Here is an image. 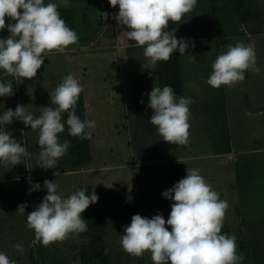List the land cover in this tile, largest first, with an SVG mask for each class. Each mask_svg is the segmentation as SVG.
Listing matches in <instances>:
<instances>
[{
	"label": "rangeland",
	"instance_id": "obj_1",
	"mask_svg": "<svg viewBox=\"0 0 264 264\" xmlns=\"http://www.w3.org/2000/svg\"><path fill=\"white\" fill-rule=\"evenodd\" d=\"M45 2L47 3L49 0H45ZM52 2H56V0H52ZM99 4L100 7L94 0H71L68 8L72 10L74 16V28L78 34V43L68 46L62 53L56 50L47 53V58L38 73L39 77L45 79L47 84L54 86L58 80L64 79L69 71L83 85L89 105L88 119L94 120L97 125L93 130L92 138L93 163L94 166H102V170L90 174L71 171L79 168L70 166L68 150L56 168L42 169L38 167L37 163L41 150V146L38 144L39 136L35 137L29 129L25 132L27 140L12 133L13 138L17 139L32 154L25 158L24 162L12 167L10 164H0V252H4L10 259H14L16 264H81L79 248L86 238L81 237L79 233L69 234L61 247H57V241L50 243L48 248L45 247L46 252L42 263H37L30 254L31 248L34 247L36 250L35 245L40 241L36 239L34 230L27 227V214L47 194V190L43 187L45 180H56L59 191L64 196L73 193L74 185L94 182L95 187L97 186L96 191L99 199L96 205H92L88 209L99 213L104 221L103 238L106 250L109 252L110 264H154L150 252H145L142 256H133L127 253L121 246V235L124 234V227L130 224L131 217L135 214L151 218L157 213H162L167 220L171 211L172 201L162 196L155 199L152 192L154 185H160L161 193L167 190L166 175H164V182H159V178L162 179V174L157 172L159 176L155 177L148 171L150 167L158 169L161 165L136 167L134 163L138 161L132 162L133 153L130 149L133 152L136 151L138 141L133 138V142L129 144L127 140V124L134 126L136 116L142 114L146 120L143 119V122L146 125L151 124L147 116L153 114V111L147 109L149 99L144 94L150 93L155 87L156 65L148 64L147 58L143 55V47L137 46L135 41L129 40L124 32L127 30L126 26H118L112 18L118 13V6L113 8L109 4V0H99ZM59 7L65 6L61 4ZM105 13L108 16L104 19L103 14ZM7 23H9L8 18H6ZM179 26L185 38L192 39L189 42L190 52H195L198 55L196 58L203 56L201 63L193 61L190 53L187 52L186 57H180L181 72L183 74L186 72L187 79L189 67L194 69L196 65L199 67L208 66L212 72V64L219 54L227 51L229 46L243 42L254 47L257 66L260 68V72L257 74L264 83V0H198L193 11L185 14ZM8 35L10 33L7 29L0 32V37ZM192 42H194V47ZM192 52L191 54L194 55ZM211 72L209 73L208 70V77ZM246 72L249 74V78L253 79V70L249 69ZM27 81L28 79H24L20 82L22 88L26 87ZM204 83L202 82L199 88L206 87L210 93L202 97L210 95L212 89L211 96L215 98L219 94L215 91L219 88L213 89L208 83L207 85ZM247 86L249 91L248 82ZM239 88V83L231 86L235 92L234 98L240 107L231 105V109L228 111L233 117L229 120L230 126H207L204 135V139L208 138L204 142L205 145L208 144V141L215 143L219 140L221 143L219 144L223 147L228 145L226 130L231 132V154L237 155V158H234L232 163L229 159H223L224 171L219 170L220 165L215 164L216 159L209 158L207 160L211 167L208 173L210 174L209 184L214 190L218 185L225 186L222 199L228 202L229 208L223 225H229L227 231H230L224 234L236 235L238 245L239 241L248 234L245 230L252 224H260L264 230V153L254 156L257 158V170L252 172V182L250 185L247 184L248 188L238 190L237 167L234 161L241 160V147H254L262 142V139L256 138L255 141L251 140L246 145H241V119L239 117H241V106L246 107L247 103L244 97L241 100L243 93L239 92ZM255 96L258 95L255 94ZM5 100L7 105L11 102ZM1 103L3 102L1 101ZM6 108L9 109L10 105ZM29 108L32 110V107ZM152 126L154 125L149 127L153 129ZM195 130L194 143L197 147L205 146L202 145L203 141L197 142L195 139L198 135L196 128ZM189 131L191 132V129ZM132 136L135 137L133 131ZM218 136H220L219 139ZM149 141H152L149 144L150 148L142 151L138 149L136 156H144L143 158L152 162L154 159L162 157L159 148L163 145L161 146L160 135L157 137L155 133H152ZM60 142L62 143L63 140ZM251 152L244 151L242 154L245 153L246 157L250 158L251 155H254V153L250 154ZM121 154L124 155L121 157ZM125 155L126 157L130 156L128 162L131 168L129 169H133L130 176L127 174L117 175L114 170L117 167V164H114L115 161H124L127 159ZM248 162L246 163L249 164L247 167L254 164L251 158ZM102 164H105L106 167ZM123 171L126 173V168ZM56 172H59L60 175H54ZM220 173L221 175H217ZM115 177L117 178L115 179ZM212 177L213 179H211ZM29 181L39 182L41 190L32 191L29 194ZM240 196L241 201L239 200ZM110 198L112 199L110 200ZM24 203L28 205L25 214H18V205ZM238 205H241V214L239 215L236 207ZM112 209L116 213H112ZM235 209L236 211H234ZM111 215L113 216L112 220H109ZM258 221L259 223H252ZM169 230H171L170 227ZM260 235H264V232H261ZM247 240V246H249L251 242H249V238ZM242 241L241 244L246 245ZM17 244L23 246V252L16 250L15 245ZM237 252L243 255L242 248L240 250L239 246Z\"/></svg>",
	"mask_w": 264,
	"mask_h": 264
},
{
	"label": "clouds",
	"instance_id": "obj_2",
	"mask_svg": "<svg viewBox=\"0 0 264 264\" xmlns=\"http://www.w3.org/2000/svg\"><path fill=\"white\" fill-rule=\"evenodd\" d=\"M198 0H109L118 13L112 18L118 26H126L127 38L143 47L148 64L168 61L175 52L186 55L190 38H177L166 30L169 22L180 23L185 14L193 11ZM71 0H0V32L7 29V37H0V70L17 82L36 77L44 64L47 53L64 52L68 46L78 43L77 32L61 17L59 5L68 7ZM104 19L108 14L105 13ZM6 18L9 23L6 24ZM194 47V42H192ZM189 55V54H187ZM195 58L194 56H192ZM260 72L253 46L237 42L219 54L212 64L208 85L220 88L234 86L245 80V72ZM19 78V79H17ZM84 88L80 81L69 74L50 94L51 106L43 107L41 115L17 105L0 114V164L11 167L24 162L32 154L13 138L6 125L13 120L26 128L39 130L41 146L37 163L42 169H54L66 154L70 142L59 140L65 129L63 113L67 112L66 124L71 136L90 139L96 122L81 119L76 105ZM12 81L0 80V97L13 96ZM148 96V108L153 110L150 123L163 141L185 145L190 136V105L192 97H177L170 85L153 87ZM143 102V101H141ZM54 175H60L59 172ZM29 194L40 191L39 182L29 181ZM47 194L27 214V227L34 230L36 239L44 246L62 241L71 233H83L88 225L84 211L95 204L99 197L93 190L74 191L64 196L55 181L45 180ZM162 197L172 201L171 211L165 220L162 213L151 218L135 214L124 227L121 246L133 256L151 253L154 264H243L245 257L237 252L236 235L222 234L221 230L229 208L226 200L206 181L198 168H187L186 175ZM27 204L18 205V214H25ZM169 227L171 230H169ZM18 252L23 246L15 245ZM0 264H16L4 252H0Z\"/></svg>",
	"mask_w": 264,
	"mask_h": 264
},
{
	"label": "crops",
	"instance_id": "obj_3",
	"mask_svg": "<svg viewBox=\"0 0 264 264\" xmlns=\"http://www.w3.org/2000/svg\"><path fill=\"white\" fill-rule=\"evenodd\" d=\"M172 32H174L175 36L178 39L181 37L185 38L184 34L181 32L179 23H177V27L174 30H172ZM189 36H192V35H189ZM190 50L191 48L188 47L186 52L190 53L191 58H193L192 56L195 57L193 58V61H196L197 63H201L202 62L201 59L203 58V56L200 58H196L198 55L195 52L191 51L194 54L192 55ZM178 55H179V66H180V74H181V96L192 97L194 99V103L190 105V119H189L190 129H191L190 136H189L190 143H187L184 149H177V150L167 149L164 145L163 137L160 136L161 146L163 145V147L159 148V151L162 155L161 158L154 159L152 162H150L149 159L143 158L144 156H141V155L136 156V154L138 153L137 151L138 149H140L139 151H142L144 149L150 148L149 144H151L152 141H149V140L151 139L152 133H155L157 137L159 136L156 130V127L152 126L153 127L152 129L149 127L152 124H148L149 126L146 125L143 122V119H144L143 115L140 114L139 116H136V122L134 126L131 124L129 125L127 124V128H126L127 136H128L127 138L128 143L131 144V142H133V138H135V141H138V146L136 148V151L133 152V150L130 149L131 153H133L132 162L134 163L138 161L137 163H134L136 167L138 166L139 167H142V166L149 167L151 165H157V164L161 165L158 169H156L155 167H152V168L150 167L148 169V171L150 173H153V176L155 177L159 176L160 173L162 174V179L158 177L159 182H162V181L164 182L163 180L164 175H166V178H167V165L169 163H183L189 169L190 168L200 169L201 175L204 176L206 181L209 183L210 174L208 173L211 167L209 166V162L207 159L209 158L216 159L215 164L220 165L219 170L224 171L223 169L224 165H222L224 163L223 159H227V160L229 159L231 160V163H232L234 158H237V155L231 154L232 152L230 148L232 147V144H231V132L229 130H226V136L228 140L227 146L222 147L220 145L221 143L219 140L215 143L214 142L210 143L208 141V144L205 145L204 142L207 141L208 139L207 137L204 139V135L207 131L206 127L207 126L218 127L219 125L230 126L229 120H231V118L233 117L228 113V111L231 109V105H236L238 108L240 107V105L234 98L233 94L235 92L233 89H231V86L222 85L219 88V90L221 89L220 91L219 90L215 91V93L219 92V94L215 98L213 97L214 99L211 96L212 94L211 88H210L211 94L206 97H202V96L207 95V93H210L209 89H206V87L202 89L199 87L202 84V82H205L204 84L207 85V79L209 78L207 74H208V70H209V73L211 72V69H208V66L199 67L198 65H196L194 69L189 67L188 74H187L189 75V77L187 79L186 72H184V74L181 72L182 66L180 65V57H183V56L186 57V55H180L179 52H178ZM67 73H68L67 75L70 74L69 71ZM252 75H253L252 76L253 79H250L249 74H247L246 72L245 80L242 83H239V86H240L239 92L243 93L241 100L244 97L247 103L246 107L241 106V117H239L241 119V145L242 144L246 145V143L251 142V140L255 141L256 138L262 139V142L259 145L256 144L257 146H254V147H249V148L241 147V160L236 159V161H234L235 162L234 164L237 167L238 190L246 188L247 184L250 185V183L252 182V178H251L252 172L257 170V166H256L257 158L254 156H256L259 153H264V83H263V79H260L259 75L256 72L253 71ZM39 76L40 75L37 71L36 77L28 79L27 81L28 85L26 84L25 85L26 87L22 88L20 82L13 80L14 78L12 76L6 75L3 70H0V80L8 81V82L12 81L13 90L15 94L11 97H4V99L9 100V102L11 101L8 104L10 105V108L15 110L18 104L22 106H26L28 111L32 112L34 116L38 117L39 115L42 114L43 107L51 106L49 93L53 91L63 81V78L58 80L56 85L51 86L47 84L45 79ZM247 82L250 87L249 91L247 90V87H248ZM155 87H158L157 81H156ZM255 94H257L258 96H255ZM2 98L0 97V114H3L4 110H7L6 107H8V105L6 104V100L4 101V99ZM83 98H84V105H85V111H86V119H88L89 105H88V102L86 101L85 89L83 91ZM1 101L3 103H1ZM29 107H32V110ZM147 109L151 112L153 111L152 109L148 107ZM151 116L152 114L147 116L149 120ZM219 120H222V121H219ZM5 127H6V130L12 132L13 134L15 135L17 134L18 136H21V139L23 140H27V137L25 135V132L27 129H29L30 132H33L35 137L39 136V130H33L30 127L26 128L25 125L20 121L13 120L12 124L6 125ZM195 128L197 129V132H198V135L195 138L197 142L203 141L202 145L209 146V147H205V146L197 147L196 146L193 140L194 138L193 134L196 135ZM132 131L134 132L135 137L132 136ZM92 138H93V132H92L91 138L89 139L91 162L85 166L77 167L79 168L77 170H71V171H76V173H79V174H90V173H97V172H100V170H102L101 169L102 166L100 167L94 166V163H93L92 150H91L92 149ZM219 138L220 136H218V139ZM59 140L60 141L66 140L65 130L59 134ZM36 149L38 150V148ZM244 151H247V152L252 151L250 154L254 153V155H251L250 157L252 162L254 163L253 164L254 166L251 164L252 166L247 167V165L249 164H246V163H249L248 160L250 158L246 157L247 154L245 153L242 154V152ZM123 155L124 154H121V157ZM118 156H120V154H118ZM126 158L127 159L121 162L115 161L114 164L115 165L117 164V167L114 170H116L117 175L122 176L124 174H127L128 176H130V174L132 173L133 169L131 170L129 169L131 168L130 167L131 165L128 162L130 156ZM102 165L105 166V164H102ZM124 168H126L127 170L126 173L123 171ZM109 170H112V169H109ZM118 170H120L119 172L121 173H119ZM157 172H159V174H157ZM221 173L217 175H221ZM116 178L117 177H115V179ZM211 179H213V177ZM93 183L89 182V184L95 186ZM86 184L88 183H84L82 185H86ZM167 184H168V181H167ZM95 188L97 190V186ZM224 188H225L224 185L223 187L222 185L216 186L215 191L219 193L220 199L223 198L222 196H223ZM149 192H150V189H149ZM152 192H153V196L155 197V199L162 196L160 185H154L152 188ZM138 193L140 192L138 191ZM111 199L112 198H110V200ZM239 200L241 201V196ZM113 201H114V198H113ZM108 202L110 201L108 200ZM236 207H237V212H238L237 214L238 215L241 214V205L240 206L238 205ZM234 211H236V209ZM112 213H116V211L112 209ZM112 217L113 216L111 215L108 219L112 220ZM252 223H259V221L252 222ZM103 224H104V221H103ZM227 226L229 225H225V226L223 225L222 230H221L222 234L230 231V230L227 231V228H228ZM262 228L263 227H261L260 224L259 225L252 224L250 228L246 230L244 229L246 232H248V234H246L242 238L243 241L242 240L239 241V245H238L240 247V250L242 248V253H243V256L245 257L243 264H264V241H263L264 235H260L261 232H264ZM240 231H241V227H240ZM248 238L250 239L249 242H251L249 243V246H247ZM241 241L242 243H245L246 245L241 244ZM56 243H57V247L59 246L61 247L65 243V241L64 240L57 241ZM45 247L48 248V246H45Z\"/></svg>",
	"mask_w": 264,
	"mask_h": 264
},
{
	"label": "trees",
	"instance_id": "obj_4",
	"mask_svg": "<svg viewBox=\"0 0 264 264\" xmlns=\"http://www.w3.org/2000/svg\"><path fill=\"white\" fill-rule=\"evenodd\" d=\"M100 7L99 0H94ZM58 10L61 13V17L66 21L68 26L75 30L74 16L72 10L68 7H59ZM177 27V23L169 22L166 30L172 31ZM156 78L158 87L170 85L177 97L181 96V74L179 66L178 51L175 52L168 61H158L156 64ZM76 114L83 120L86 119V111L84 105L83 92L80 94V98L76 105ZM67 112L63 113V121L65 123V136L66 140L70 142L68 148V158L70 166L82 167L91 162V152L89 139H81L79 137L71 136L69 134V128L66 124ZM164 145L167 149H184L185 145H179L175 143H168L164 141ZM187 167L183 163H169L167 165V181L168 189L175 183L182 179L186 175ZM87 189L90 194L91 191H96L95 186L91 184L77 185L73 188L74 191ZM98 202V201H97ZM91 204L92 205H96ZM89 206V207H90ZM88 207V208H89ZM86 209L82 214L85 218L88 228L87 231L79 233L81 237L86 238L85 242L80 244L79 255L81 264H110L109 252L106 250L105 241L103 238V220L97 212H93ZM36 250L31 248L30 254L36 260L37 263H42L44 260V254L46 252L45 246L41 243H37ZM37 258V259H36Z\"/></svg>",
	"mask_w": 264,
	"mask_h": 264
}]
</instances>
